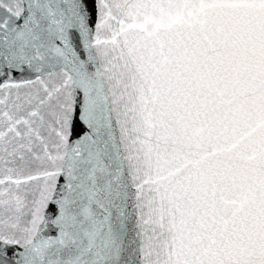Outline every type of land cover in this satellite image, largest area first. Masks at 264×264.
I'll return each instance as SVG.
<instances>
[{
	"label": "snow or ice",
	"instance_id": "obj_1",
	"mask_svg": "<svg viewBox=\"0 0 264 264\" xmlns=\"http://www.w3.org/2000/svg\"><path fill=\"white\" fill-rule=\"evenodd\" d=\"M0 264H264V0H0Z\"/></svg>",
	"mask_w": 264,
	"mask_h": 264
}]
</instances>
